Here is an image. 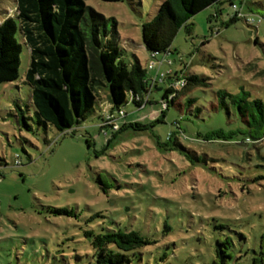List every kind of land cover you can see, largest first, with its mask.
<instances>
[{
  "label": "rangeland",
  "instance_id": "obj_1",
  "mask_svg": "<svg viewBox=\"0 0 264 264\" xmlns=\"http://www.w3.org/2000/svg\"><path fill=\"white\" fill-rule=\"evenodd\" d=\"M159 2L86 0L107 18L109 31L115 27L125 62H154L148 75L172 70L178 71L173 80L197 74L206 84L178 88L161 116L167 80L158 78L151 104L137 108L127 101L122 109L126 121L160 120L141 130L128 127L107 142L112 132L100 128L105 90L70 130L38 121L24 78L29 49L15 1L0 0V21L11 17L21 45L18 78L0 84V264H96L86 230L133 229L156 241L129 251L130 264H212L217 241L225 237L231 242L227 264H251L258 254L264 134L249 140L243 133L230 140L204 137L242 125L239 113L214 107L217 89L246 91L249 99L264 101V0L243 7L255 21L239 18L227 26L229 0L202 9L178 28L166 53L152 58L141 24ZM187 98H194L191 106ZM54 208L75 216L55 214ZM261 247L264 253V241Z\"/></svg>",
  "mask_w": 264,
  "mask_h": 264
},
{
  "label": "trees",
  "instance_id": "obj_2",
  "mask_svg": "<svg viewBox=\"0 0 264 264\" xmlns=\"http://www.w3.org/2000/svg\"><path fill=\"white\" fill-rule=\"evenodd\" d=\"M14 1L18 28L29 49V62L24 78L30 86L34 113L39 122L50 124L58 131L70 130L93 110L101 90L106 91L107 105L100 116V128L104 133L106 128L112 132L107 142L128 127L141 130L160 120V117L148 123L125 120L126 113L122 106L130 101L139 108L145 98L144 106L151 104L149 94L160 87V83L158 80L151 81V75L147 73L150 68L147 66L143 67L137 60L127 63L121 58L115 27L109 31L106 27L107 18L87 5L86 0ZM222 1L160 0L156 13L141 24L142 42L149 56L155 58L159 53H166L180 26H187L189 18L195 13L212 4L218 6ZM229 2L231 6L235 1ZM235 3L243 16H238L237 11L233 10V14L223 22L225 26L239 18L256 20L243 11L248 0H238ZM219 12L220 7L214 16ZM15 31L16 26L10 16L0 21V84L15 81L19 75L21 45L15 39ZM177 74L178 71L172 70L166 74L167 84L163 87L160 102L168 94L178 92L179 89L172 85ZM183 79L184 85L180 89L206 84L204 78L197 74H189ZM160 81L164 82V78ZM214 96V107L223 108L227 114L239 113L242 125L235 129L213 130L204 139L230 140L234 135L243 133L244 140H249L264 134V101L259 98L249 99L246 91H242L241 95L217 89ZM174 102L175 98L172 96L168 107ZM193 102L194 98L186 99L188 106ZM168 107L161 110V116ZM120 110L124 112V116L119 119L117 129L102 124L107 114L117 116ZM198 111L199 108H196V112ZM19 115L25 120L22 109ZM175 146L181 147L177 141ZM52 211L58 215L75 216L72 210L65 208H54ZM84 235L93 248L96 264H130L129 251L133 252L136 248L156 242L133 229L98 233L86 230ZM262 241L264 232L260 234L258 254L252 257L251 264L264 262ZM230 244L228 237L217 241L212 264H227L230 255L226 249Z\"/></svg>",
  "mask_w": 264,
  "mask_h": 264
},
{
  "label": "built area",
  "instance_id": "obj_3",
  "mask_svg": "<svg viewBox=\"0 0 264 264\" xmlns=\"http://www.w3.org/2000/svg\"><path fill=\"white\" fill-rule=\"evenodd\" d=\"M231 7H232L233 10L237 11L238 16H243V14L240 11V8L238 7V5L235 2H232L231 3ZM249 20H252V19H249ZM153 65H154V62H150V63L147 64V67L148 68H152ZM168 72H170V70H168L164 74L163 73L159 74V73L156 72L154 75L151 76V81L154 82V81H157L158 78H159V80L162 79V78H164V76H166V74ZM172 85H173V87L175 89L180 88V87H182L184 85V79L183 78L176 79V80H174V82L172 83ZM171 97H172V93L171 94H168L167 95V98L165 100H162L160 102V104H161V110L167 108L168 101H169V99ZM146 99L147 98L144 99V102L141 103V105L139 106V108H141V107H143L145 105ZM123 116H124V112L122 110L119 111V115H117V116H112L111 114H107L105 116V119L106 120L102 124H107V125H110V127L112 129H117L118 126H119V119L122 118Z\"/></svg>",
  "mask_w": 264,
  "mask_h": 264
}]
</instances>
